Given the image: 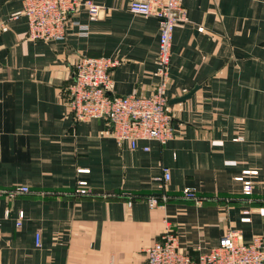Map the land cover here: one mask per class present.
<instances>
[{"label": "crops", "instance_id": "crops-1", "mask_svg": "<svg viewBox=\"0 0 264 264\" xmlns=\"http://www.w3.org/2000/svg\"><path fill=\"white\" fill-rule=\"evenodd\" d=\"M88 1L104 13L74 17L87 36L43 42L26 39L24 18L9 20L20 0H0V191L30 192L0 197V264H134L164 229L187 251L215 246L227 229L244 241L264 234L254 213L264 199V0H181L185 22L172 33L166 86L174 135L134 150L117 146L101 119L74 122L65 89L80 58H106L118 62L110 96H148L157 20L129 14L130 0ZM161 167L168 200L148 208ZM241 171H256L249 197L236 181ZM184 188L200 204L182 200ZM247 208L250 220L240 223Z\"/></svg>", "mask_w": 264, "mask_h": 264}, {"label": "built area", "instance_id": "built-area-1", "mask_svg": "<svg viewBox=\"0 0 264 264\" xmlns=\"http://www.w3.org/2000/svg\"><path fill=\"white\" fill-rule=\"evenodd\" d=\"M20 4V10L11 14L9 20L24 18L26 39L30 41H62L69 31L85 37L88 34L87 25L79 24L74 17L84 11L86 20L94 22L101 19L104 13L100 6L88 0H20ZM127 11L133 16L154 17L157 20V82L152 92L145 97H112L108 93L111 86L109 72L118 62L106 58H80L73 67L71 81L65 89V102L68 115L74 122L101 119L117 146L125 144L134 150L140 142L154 141L164 145L173 138L171 117L166 107L168 62L173 30L177 24L185 22V16L181 0H130ZM5 30V24L0 25V32ZM201 30L197 28V31ZM142 151L147 152L148 148L143 147ZM254 175L256 171H241L236 178L244 197L252 194L250 177ZM169 179L168 168L161 167L158 194L145 198L148 208L160 206L168 200L166 187ZM84 185V182L78 183L79 188ZM29 193L26 187H13L0 191V197L11 200ZM75 193L86 194L82 189ZM180 198L196 205L201 202L193 188L182 189ZM261 203L262 206L254 213L264 217V199ZM251 213L250 209H243L239 222L248 223ZM21 219L22 212H18L16 227L20 226ZM34 245L40 246L38 232L34 233ZM134 264H264V234L253 235L244 241L240 230L227 229L215 246L205 250L194 247L187 251L181 249L172 229H164L145 248L144 258Z\"/></svg>", "mask_w": 264, "mask_h": 264}, {"label": "water", "instance_id": "water-1", "mask_svg": "<svg viewBox=\"0 0 264 264\" xmlns=\"http://www.w3.org/2000/svg\"><path fill=\"white\" fill-rule=\"evenodd\" d=\"M196 90V88H193V90H191L189 93H187L186 95L180 97V98H175L172 99L168 102L169 105L171 104H176V103H180L183 102L184 100L188 99L190 97V95Z\"/></svg>", "mask_w": 264, "mask_h": 264}]
</instances>
